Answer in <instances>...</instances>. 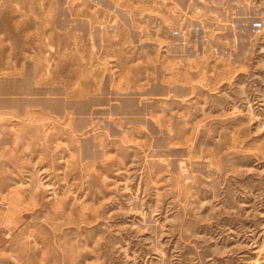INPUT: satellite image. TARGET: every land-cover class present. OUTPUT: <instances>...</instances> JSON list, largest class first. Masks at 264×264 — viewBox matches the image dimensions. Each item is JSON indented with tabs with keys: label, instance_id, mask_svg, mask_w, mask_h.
I'll use <instances>...</instances> for the list:
<instances>
[{
	"label": "rangeland",
	"instance_id": "374dc122",
	"mask_svg": "<svg viewBox=\"0 0 264 264\" xmlns=\"http://www.w3.org/2000/svg\"><path fill=\"white\" fill-rule=\"evenodd\" d=\"M12 8L0 264H264V0Z\"/></svg>",
	"mask_w": 264,
	"mask_h": 264
},
{
	"label": "crops",
	"instance_id": "0c3cea01",
	"mask_svg": "<svg viewBox=\"0 0 264 264\" xmlns=\"http://www.w3.org/2000/svg\"><path fill=\"white\" fill-rule=\"evenodd\" d=\"M0 121L14 120L22 112V103L37 95L35 68L27 60L19 59L22 47L14 32H26L23 25L13 24L12 0H0ZM20 54V55H19ZM32 73L31 82L29 75ZM36 93L29 94V91ZM37 98V97H36Z\"/></svg>",
	"mask_w": 264,
	"mask_h": 264
},
{
	"label": "built area",
	"instance_id": "2783aa9c",
	"mask_svg": "<svg viewBox=\"0 0 264 264\" xmlns=\"http://www.w3.org/2000/svg\"><path fill=\"white\" fill-rule=\"evenodd\" d=\"M2 132H3V131L0 129V135L2 134Z\"/></svg>",
	"mask_w": 264,
	"mask_h": 264
}]
</instances>
